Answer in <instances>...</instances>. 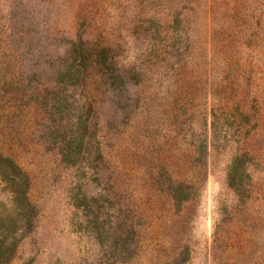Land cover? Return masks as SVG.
<instances>
[{
	"label": "rangeland",
	"instance_id": "obj_1",
	"mask_svg": "<svg viewBox=\"0 0 264 264\" xmlns=\"http://www.w3.org/2000/svg\"><path fill=\"white\" fill-rule=\"evenodd\" d=\"M0 264H264V0H0Z\"/></svg>",
	"mask_w": 264,
	"mask_h": 264
}]
</instances>
